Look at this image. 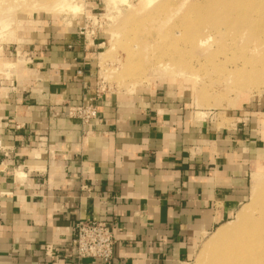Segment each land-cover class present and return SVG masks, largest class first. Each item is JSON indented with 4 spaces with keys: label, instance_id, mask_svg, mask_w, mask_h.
I'll list each match as a JSON object with an SVG mask.
<instances>
[{
    "label": "crops",
    "instance_id": "crops-1",
    "mask_svg": "<svg viewBox=\"0 0 264 264\" xmlns=\"http://www.w3.org/2000/svg\"><path fill=\"white\" fill-rule=\"evenodd\" d=\"M83 28L45 24L0 71V264H106L71 255L83 219L114 224L110 264H187L248 199L262 150L252 114L221 126L196 118L185 91H102L101 39ZM96 97L92 123L67 116Z\"/></svg>",
    "mask_w": 264,
    "mask_h": 264
},
{
    "label": "rangeland",
    "instance_id": "rangeland-1",
    "mask_svg": "<svg viewBox=\"0 0 264 264\" xmlns=\"http://www.w3.org/2000/svg\"><path fill=\"white\" fill-rule=\"evenodd\" d=\"M224 1L153 0L149 6L143 0H0V55L2 51V58L6 59L0 57V62L15 63V47H20L25 38L45 24L66 28L77 19L85 28L87 40L92 43L95 36L101 39L97 76L102 91L129 95L158 84L170 87L171 92L185 91L196 118H212L221 126L232 122L228 118H242L240 114L249 110L262 150L253 166L248 199L241 208L252 202L254 192L264 183V19H257L258 12H264V1L250 0L256 4L251 26L245 22L228 26L230 15L217 11V5ZM77 2L81 8L75 11L72 6ZM203 8L210 9L209 22L195 28L194 25L201 23L202 16L198 13ZM130 21L135 24L131 25ZM7 22L11 24L5 27ZM209 35V42L203 44L201 39ZM144 39L148 53L146 50L142 53L149 59L139 57L133 61L134 67L137 64L143 71L130 75L124 64ZM159 62H171L173 69L152 71ZM184 85L186 89L182 90ZM236 222L235 215L205 234L195 245L187 264H204L212 248L211 240L220 227L233 226Z\"/></svg>",
    "mask_w": 264,
    "mask_h": 264
},
{
    "label": "bare ground",
    "instance_id": "bare-ground-1",
    "mask_svg": "<svg viewBox=\"0 0 264 264\" xmlns=\"http://www.w3.org/2000/svg\"><path fill=\"white\" fill-rule=\"evenodd\" d=\"M143 1H145L144 3H146V5H149V3L153 4V2H152L153 0H143ZM108 4H109V1H108ZM115 4H116V2H115ZM254 5H256L255 1H250V0H247V1L246 0H225L221 4L217 5L218 6L217 11H219L221 13H227L230 15L227 17L228 18V21H227L228 26L233 25L235 22L236 23L245 22L246 24L251 26L250 20L253 18V10L255 9ZM149 6H147V7H149ZM72 7L74 8V10L75 9L78 10V8H81V3L77 2ZM204 9L205 8H203L202 10H204ZM234 9H238V10L235 12H232V10H234ZM202 10L198 13V15L200 17L202 16L201 23L199 22L198 24L194 25L195 28H200V24L202 25V24H205V22L206 23L209 22V19H207V17L208 18L210 17V15H209L210 9L204 10V11H202ZM142 11H143V9H142ZM170 18H172V17H170ZM259 18L264 19V12H258V18L257 19H259ZM167 21L169 22L170 20H167ZM127 23H128V25L130 23H131V25L135 24L132 21H130V23L129 22H127ZM10 24H11L10 22H7L5 27H7ZM154 24H156V23H154ZM164 25L165 24H163L162 26H164ZM159 27H161V24ZM5 29H3V30H5ZM147 30H146V32H149ZM143 32H145V31H142V33ZM175 33H179V32H175ZM149 35H150V33H149ZM159 36L160 35H158V37ZM161 36H162V34H161ZM206 37L204 39L202 38L203 40L201 39L203 44L208 43L210 40V35H209V38H206ZM150 39H152V38L150 37ZM164 40H162L161 42L163 43ZM140 41H142V40H140ZM144 41H145V39L143 40V44L141 43V47H143V49H141V47L139 48L140 44L138 46L136 45L134 47L135 50L132 51L128 55L127 62H126V64H124V66H126L125 68L127 70H129V72H131L130 75H132V73H137L138 71H140V72L143 71L140 68L138 69L137 64H135L136 67H134L133 61H135V60L137 61L140 58H144L143 60H145V58H146L147 61L149 59V57H147V54L144 55L142 53L143 52L142 50H146V52L148 53L147 49H145L148 47V45L146 43H144ZM159 41L160 40H158V42ZM146 42H147V40H146ZM151 42H153V41H151ZM148 44H149V42H148ZM150 45H149V47L151 48ZM167 45H170V44H167ZM156 48H157V46H156ZM144 53H145V51H144ZM142 55H143V57H141ZM13 64H16V63L0 62V71L6 70L8 68V66H12ZM172 64H171V62L170 63L169 62H159L155 66V67H159V69H155V67H154V69H152V71H154V72H161V70L164 72L171 71L170 69H173ZM180 74H182V73H180ZM257 176H259V175H257ZM261 176H263V175H261ZM263 179H264V177L262 178V181H264ZM258 182H260V181H258ZM254 193L255 194L252 198L253 199L252 202L248 205H247V203L245 205H243L240 208V210L236 213L237 222L235 224H233V226L227 225L226 227H222V228L220 227V229L216 233V236L214 237L215 240H214V238H212V240H211L212 248L210 249L209 255L206 256V258L204 259V262H203L204 264H264V183L262 184V186H260V188L258 187V189Z\"/></svg>",
    "mask_w": 264,
    "mask_h": 264
},
{
    "label": "built area",
    "instance_id": "built-area-1",
    "mask_svg": "<svg viewBox=\"0 0 264 264\" xmlns=\"http://www.w3.org/2000/svg\"><path fill=\"white\" fill-rule=\"evenodd\" d=\"M85 30V28L83 29ZM84 36L85 33H83ZM99 115L97 97L91 98L88 103L71 105L67 116L78 119L83 124H90ZM114 224L95 219L79 220L72 227L70 239V253L78 260L92 258L110 264L114 258ZM49 255V246H46Z\"/></svg>",
    "mask_w": 264,
    "mask_h": 264
}]
</instances>
